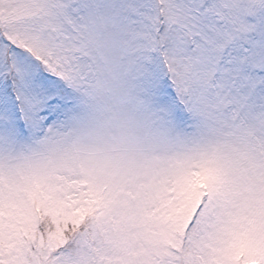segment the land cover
<instances>
[{
  "label": "snow or ice",
  "instance_id": "6c2138e0",
  "mask_svg": "<svg viewBox=\"0 0 264 264\" xmlns=\"http://www.w3.org/2000/svg\"><path fill=\"white\" fill-rule=\"evenodd\" d=\"M0 264H264V0H0Z\"/></svg>",
  "mask_w": 264,
  "mask_h": 264
}]
</instances>
